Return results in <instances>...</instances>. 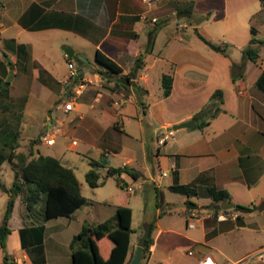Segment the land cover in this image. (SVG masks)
Returning a JSON list of instances; mask_svg holds the SVG:
<instances>
[{
  "label": "crops",
  "instance_id": "obj_1",
  "mask_svg": "<svg viewBox=\"0 0 264 264\" xmlns=\"http://www.w3.org/2000/svg\"><path fill=\"white\" fill-rule=\"evenodd\" d=\"M189 1L194 2L161 0L147 5L142 0H0V43L18 53L11 58L18 67L14 74L18 76L23 70L41 88L25 99L23 135L33 131L31 139L41 138L34 146L37 154L54 156L75 171L82 183V193L89 200L85 206L94 201L101 203L109 208V218L119 206L131 207L132 227V203H143L146 190L151 187L161 190L158 206L165 203V190L181 195L186 215L190 198L213 200L172 191L170 187L177 182L196 189H226L236 205L237 193L244 194V190L248 200H264V90L257 85L264 72V48L257 61L244 57L237 62L226 47V54L206 43L209 49L181 47V24L176 29L169 26L172 17L181 18L174 6L176 2ZM153 17L159 19L161 27L150 47L156 24L151 22ZM198 31L213 42L209 35ZM66 48L74 51L72 57ZM97 50L113 59L123 72L118 76L105 75L106 69L95 60ZM142 54L144 65L138 68L136 59ZM69 62H74L88 78L72 110L65 108L72 95V86L65 81ZM164 74L173 77L169 96H164ZM125 75L130 76L127 82ZM16 80L19 81L18 77ZM218 90L222 102L219 98L215 101L220 102L222 110L215 116L207 115L208 124L199 127L197 123L203 120L198 114ZM38 107L42 118L35 117ZM195 117L198 120L194 124L173 130V136L163 141L171 126ZM47 135L54 137L52 145L45 141ZM92 161L103 164L98 168L102 184L92 188L98 190L113 180V196L86 195L84 181L90 186L86 175L93 168ZM111 167H128L139 176L135 178L128 172L107 176ZM20 202L22 195L15 200L9 223L6 264H72L74 236L87 223L109 219L91 213L89 207L86 216L80 217L84 206L71 217L35 224L29 214H16ZM199 209L200 206L195 210ZM247 216L253 220L248 221ZM242 217V224L236 220L219 221L215 226L205 221L198 223L206 243L188 236L192 249L213 254L207 242L236 226L264 231V210ZM197 226L189 229L195 230ZM132 234L126 264H132L137 251L138 242L132 241ZM142 235V231L137 233V240ZM155 251L153 240L142 260L150 264ZM191 257L197 261L196 255ZM214 257L225 263L217 255ZM161 262L174 264L171 259L155 264Z\"/></svg>",
  "mask_w": 264,
  "mask_h": 264
},
{
  "label": "rangeland",
  "instance_id": "obj_2",
  "mask_svg": "<svg viewBox=\"0 0 264 264\" xmlns=\"http://www.w3.org/2000/svg\"><path fill=\"white\" fill-rule=\"evenodd\" d=\"M1 10L0 7V12ZM185 23L188 27H181V35L178 38L181 41V47H192L195 50L209 49V46L195 32L198 29L203 34L209 35L217 45L226 47L234 61L242 62L244 59L242 49L249 46L252 38V25L259 30V36L264 37L263 3L262 0H194L193 14L191 16L181 14L180 19L178 16L172 17L169 29H176L178 24L183 25ZM17 54L12 47H3L0 43V85L1 81H4L3 84L8 87L7 91L0 89V132L18 131V151L29 152L33 145V139L31 138H34L35 133L28 131L27 134L23 135L21 123L23 121L25 99L30 92L36 94L41 88L31 77L28 78L23 70L18 76L14 74V70H17L18 67L11 58ZM17 77L19 81L16 80ZM208 85L209 83H206V86ZM35 111L37 113L35 117L42 118L40 108H36ZM40 146L42 149L46 148L44 145ZM79 175L81 179L85 180L82 172H79ZM0 179L8 187L12 186L14 173L10 162L6 161L1 167ZM84 182L87 187L85 193L89 197L109 198L108 196H113V191L116 189V182L113 180L109 182L110 184L100 187L98 190H94L87 185L86 181ZM93 191H95V194ZM160 193L161 190L151 187L150 190H146L143 203H132L134 209L133 228L136 230L132 234V241L139 242L140 239L137 240V233L144 232L147 225L152 226V238L156 244V251L154 260L150 264L163 260L169 261L170 259L174 264H194L195 258L186 254L188 250L192 249L193 244L188 239L191 236L201 243H206L203 235L204 230L200 226L201 224L195 230L188 228L187 215L184 212L186 205L181 201V195L165 190V203L158 206ZM10 196L9 193L0 188V224ZM237 198H239V205L242 206H251L253 203L259 205L261 203L258 197L248 200L249 196L246 190H244V194L239 196L237 193ZM189 202L200 206L198 213L202 216L203 221L207 224L210 221L213 226L217 225L219 220L215 214L214 202L210 199L198 198H190ZM42 207V200L31 210H28L25 203L20 202L16 207V214L27 213L30 215L31 222L39 224L43 222ZM87 207L92 209L91 213H96L99 217L107 219L110 216L109 208L105 209L103 204L94 201V204L85 206V210L80 213V217L86 216ZM158 207L161 209H158ZM236 213L241 216L247 215L241 210L228 209L226 211L229 216L227 221L233 223L236 220L234 219ZM253 217H248V221H252ZM177 232H182L186 236ZM207 244L212 248V253L217 255L221 261H236L264 246V231H258L253 226H236L231 231L219 233ZM0 264H6L1 247ZM140 264H147V261L142 260Z\"/></svg>",
  "mask_w": 264,
  "mask_h": 264
},
{
  "label": "trees",
  "instance_id": "obj_3",
  "mask_svg": "<svg viewBox=\"0 0 264 264\" xmlns=\"http://www.w3.org/2000/svg\"><path fill=\"white\" fill-rule=\"evenodd\" d=\"M262 3L264 9V0H262ZM174 6L178 13L190 16L193 14V1L176 2ZM160 27L161 23L159 21L156 22L152 30L153 37L150 42V47H153V40ZM196 33L215 51L227 53L225 48L212 42L198 30H196ZM251 33L252 38L249 46L243 50V53L246 59L257 61L261 50L264 48V37L257 36V30L254 26L251 28ZM144 57V54L137 57L136 62L138 68L144 65ZM95 60L102 68L106 69L105 75L115 74L118 76L123 72L122 67L100 50H97ZM123 78L125 82L130 80L129 75H125ZM3 83L4 81H1L0 89L7 91L8 87ZM162 84L164 96H169L173 89L172 75L164 74ZM257 85L264 90V72L258 79ZM217 98L222 102L220 90L214 93L212 101L198 114L199 118L203 120L201 123H197L199 127L208 124V121L205 119L207 115L215 116L222 110L220 102L215 101ZM18 139V131L7 130L0 132V169L8 161L11 163L14 173V180L10 187L0 179V188L11 195L0 224V247L4 253L5 263L9 258L7 253V238L11 233L9 223L15 207L16 197L19 195L23 196V202L26 204L28 210L33 209L42 200L43 221L59 217H71L78 209L89 204V200L82 193V183L72 168L65 166L61 160L54 156L37 154L34 151V146L41 142V138L33 140V145L29 152L18 151ZM91 164L93 168L87 173L86 180L91 187L96 188L102 184L98 168L103 166V164L99 161H92ZM122 172H128L135 178L139 176V174L133 172L128 167H111L108 170L107 176H119ZM170 189L191 197L211 198L215 203L216 215L219 211L223 210L222 203L232 201L230 192L217 186L196 189L189 185H181L177 182ZM234 209L241 210L245 214L253 211H262L264 210V200L259 205L242 206L237 204ZM242 219L243 217L239 214L236 221L242 224ZM210 223L209 221L208 224ZM133 231L132 208L129 206H119L115 215L103 222L85 224L71 242L72 264H126L131 249V234ZM210 235L211 233H208V237ZM152 243L151 226V232L146 241L143 258Z\"/></svg>",
  "mask_w": 264,
  "mask_h": 264
},
{
  "label": "built area",
  "instance_id": "obj_4",
  "mask_svg": "<svg viewBox=\"0 0 264 264\" xmlns=\"http://www.w3.org/2000/svg\"><path fill=\"white\" fill-rule=\"evenodd\" d=\"M147 5H152L153 3H157L161 0H142ZM159 19L157 17H153L151 19L152 23L158 22ZM181 27H186V24L180 25ZM66 83L70 86H72V95L71 100L68 104H66L65 108L66 110H72L74 107V100L80 95L87 86L88 78L87 75L81 72L79 67L74 62H69V71L66 77ZM174 131L169 130L163 141L168 139L169 137L173 136ZM45 141L47 144L52 145L54 142V137H48V135L45 137ZM129 190L132 189V187H128ZM227 210H222L220 213L217 214V219L219 221H227L229 219L228 214H226ZM238 217V214L236 213L234 215V219ZM203 218L198 213V210H192L190 209L187 214V226L188 228H195L198 223L202 222ZM189 256H197V261L195 264H264V246L257 248L254 252L249 254L248 256L241 258L236 261H227L225 263L219 262L213 254L210 252H206L204 250H189L188 251ZM159 264H170L168 262H161Z\"/></svg>",
  "mask_w": 264,
  "mask_h": 264
},
{
  "label": "water",
  "instance_id": "obj_5",
  "mask_svg": "<svg viewBox=\"0 0 264 264\" xmlns=\"http://www.w3.org/2000/svg\"><path fill=\"white\" fill-rule=\"evenodd\" d=\"M66 52L68 53V55L70 57H72L74 55V51L71 50L70 48H66ZM87 63V61H86ZM89 63V62H88ZM198 120L197 117H195L194 119H190L188 121H185L183 123H180V124H176V125H173L169 128V130H177V129H180V128H187L189 126H191L192 124H194L196 121ZM236 206L235 203L233 202H224L222 203V209L223 210H228V209H232ZM198 205L196 204H193V203H187V208L188 209H192V210H195V209H198ZM150 232H151V227L149 225H147L144 229V232H143V235L141 236L139 242H138V246H137V251H136V254L132 260V264H140L142 259H143V252H144V248H145V245H146V241L147 239L149 238L150 236Z\"/></svg>",
  "mask_w": 264,
  "mask_h": 264
}]
</instances>
